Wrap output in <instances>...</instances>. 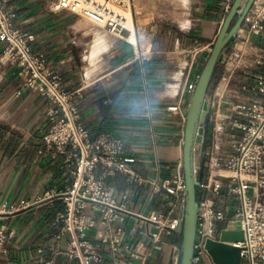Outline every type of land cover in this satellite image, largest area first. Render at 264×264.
I'll return each mask as SVG.
<instances>
[{
	"label": "crops",
	"instance_id": "1",
	"mask_svg": "<svg viewBox=\"0 0 264 264\" xmlns=\"http://www.w3.org/2000/svg\"><path fill=\"white\" fill-rule=\"evenodd\" d=\"M6 1L17 12L18 26L33 34L31 43L45 55L48 67L61 74L67 89L78 93L82 122L92 133L122 136L124 153L137 158L134 167L141 182L130 181L121 173L107 178L120 201L128 197L122 217L107 224L101 210L91 202L86 205L91 226L84 238L87 245H81L80 250L99 254L93 264H179L182 231L171 230L167 225L182 216L186 195L184 191L173 194L166 189H153L148 180L171 179L172 163L184 157V109L188 106H181L180 102L198 53L215 42L235 0H189L193 5L192 23L167 28V38L173 44L165 51L179 48L192 56L185 64L191 65L186 80L183 72L180 82H175L180 85L179 90L168 94L167 89L160 91L164 94L160 100L166 102L164 109L156 105L158 83L150 75L153 58L160 52L154 40L157 30L153 29L145 45L138 31L134 42L127 29L129 36L115 35L110 48L103 47L93 54L96 33L80 24L81 16L75 20L77 14L52 9L55 0ZM261 3L264 7V0ZM247 43L257 58H247L232 74L223 70L216 87L214 82L198 143L199 199H209L229 216L236 211V199L227 194L225 187L217 194L206 185L210 173L207 151L216 157L229 156L243 131L223 120L224 116H238L234 103L263 101L253 86L264 77V39L251 35ZM4 46L0 41V227L7 233L8 250L0 248V264H40L41 259L48 264H80L77 256L65 252L73 236L62 230V214L67 208L62 192L73 180L61 167L67 154L53 156L43 138L49 99L39 90L22 88L24 82L17 66L1 61ZM176 62L180 61L173 63L179 66ZM197 73H201L200 67ZM134 101L145 105L135 114ZM173 105H180L181 111L169 112L173 119L159 121L161 110ZM23 199L29 205L2 210L4 204H19ZM155 213L158 220L152 218ZM226 225L224 222L222 227ZM195 264L218 263L204 257Z\"/></svg>",
	"mask_w": 264,
	"mask_h": 264
},
{
	"label": "built area",
	"instance_id": "2",
	"mask_svg": "<svg viewBox=\"0 0 264 264\" xmlns=\"http://www.w3.org/2000/svg\"><path fill=\"white\" fill-rule=\"evenodd\" d=\"M133 1L55 0L52 9L86 16L103 28L122 35L128 29L127 17L122 10L133 9ZM263 20V16L251 9L245 18L248 23L246 28L243 25L237 36L248 40L251 35H257L264 39ZM32 39L33 34L18 26L15 9L6 0H0V41L5 44L1 61L17 66L24 82L22 88L39 90L48 97L49 109L43 136L46 149L53 150V156L67 154L61 167L73 180L62 192L67 203L62 214V230L70 233L73 239L65 252L71 257L77 256L80 264H93L94 260L99 259V254L92 250H80L81 245H87L84 238L91 226L86 205L91 202L101 210L103 222L107 224L122 217L121 211L126 209L128 197L120 201L113 194L107 178L121 173L127 175L130 181L141 182L142 177L134 167L137 158L124 153L125 141L122 136L112 132L92 133L82 122L80 102L76 97L78 93L67 89L61 74L48 67L45 55L34 49ZM225 61L226 74H232L237 63L230 59L227 52L222 62ZM200 77L201 73L186 84V89L192 95ZM253 90L261 94L263 101L234 103L232 107L238 116L227 115L223 118L232 127L243 131L242 137L233 145L234 151L226 157H216L207 151L210 154V173L206 185L212 186L217 194L225 187L227 194L236 199V211L229 216L209 199L200 200L194 264L204 257L214 259L207 244L210 239H221L222 228L243 229L244 239L233 242L241 246L243 261L247 264H264V77L258 85L253 86ZM171 108L178 109L180 105ZM199 169L197 163L198 174ZM148 181L153 189H166L173 194L184 191L186 195L184 157L172 163L171 179ZM27 205L29 201L23 199L19 204H4L2 210H16ZM186 206L185 197L183 212ZM152 218L158 220L157 213ZM182 219L183 216L173 218L167 227L178 229ZM218 221L227 222L226 227L218 229ZM232 222L239 225L233 226ZM6 240L7 233L0 227V248L5 252L8 250ZM40 264L48 263L41 259Z\"/></svg>",
	"mask_w": 264,
	"mask_h": 264
},
{
	"label": "rangeland",
	"instance_id": "3",
	"mask_svg": "<svg viewBox=\"0 0 264 264\" xmlns=\"http://www.w3.org/2000/svg\"><path fill=\"white\" fill-rule=\"evenodd\" d=\"M262 2V0H261ZM259 2V4L253 5V9L260 13L261 15L264 14V7L263 4ZM139 8V9H138ZM132 9V8H131ZM193 5L188 0V4L184 3L182 0H134L133 1V16H134V22H135V31H138V35L141 36V39L143 43L146 45L148 40L150 39V36H152L153 29H155L156 32V39L155 43L157 46V50L160 52L156 54V56L153 58L152 61V67L150 71L151 78H155L154 80L158 83L156 86L157 89V99H156V105L159 107V109H164L166 106V102L164 100H160L161 98H164L160 94V91L162 89H167L165 93H174L179 90L180 85H175V82H180L178 79L183 78L184 81L186 80V76H188L190 72L191 65L186 66L185 64L189 61H191V54L189 55V52L181 51V49H176L175 52H169L165 51L168 48L172 46V40L171 38H167L166 30L171 26L174 25H181L184 27H187L192 23L191 15ZM191 11V12H190ZM75 15V14H74ZM75 20H78L80 18L79 15H75ZM225 20V19H224ZM248 23L244 21L243 27L246 28ZM102 28V27H101ZM129 29V27H128ZM151 30V32H148V30ZM105 32H111L113 33L110 42L109 47L110 48L113 44V40L115 38V35H119L118 33L111 31L107 28H104ZM130 30V29H129ZM130 30V34H131ZM126 36H129V33L126 32V30L123 33ZM177 35H181V33H176ZM219 33L216 36V39L218 37ZM174 36V35H173ZM183 36V35H181ZM137 37V36H136ZM166 37V42L164 41V38ZM215 39V42H216ZM215 42L212 44H207L206 48L201 50L198 53V58H196V62L193 65L192 68V74L189 77V79H193V76H197V69L200 67V70L202 72L208 57L210 56L212 50L210 47H214ZM202 43H200L201 46ZM164 47V49H162ZM226 52L230 55V59L233 60L237 65H240L243 63L247 58H253L256 59V56H253L252 53V46L247 43V40L243 36H237L235 37L229 44V47L227 48ZM193 54V53H192ZM175 61L180 64L179 66L176 64H173ZM199 61V62H198ZM226 61L225 62H219L216 70H215V80L210 85L209 93L212 91L213 83L215 82V87L220 81V74L223 70L226 71ZM186 66V67H185ZM185 67V68H184ZM182 68V70H181ZM196 71V72H195ZM184 75L182 76V74ZM199 72V71H198ZM195 73V74H194ZM183 81V83H184ZM183 83L181 86L180 94L178 95V101L181 98L182 95V89H183ZM172 88H175L174 90ZM159 89V90H158ZM192 98V94L185 88V94L182 97L181 100V106L186 104V106L190 105ZM179 104V103H176ZM188 104V105H187ZM181 106L178 108L179 110L167 108V110H161V112L157 115V118L159 121H167L171 118L169 112H176L181 111ZM204 117L206 115V111L204 112ZM174 120H178L174 118ZM198 158H200V153L198 152ZM199 160V159H198ZM223 221H218L217 227L220 229L223 226ZM233 226H238V222H232Z\"/></svg>",
	"mask_w": 264,
	"mask_h": 264
},
{
	"label": "water",
	"instance_id": "4",
	"mask_svg": "<svg viewBox=\"0 0 264 264\" xmlns=\"http://www.w3.org/2000/svg\"><path fill=\"white\" fill-rule=\"evenodd\" d=\"M256 0H235L216 39L215 45L201 72L196 90L189 107L184 109L187 116L184 162L186 176V211L182 213L179 230L182 231L179 264H194L195 243L200 208L199 174L197 173L198 143L201 134L203 114L209 110V88L216 67L222 62L230 42L238 35L245 18ZM245 237L243 229L224 228L221 239H210L208 248L218 264H242V248L233 242Z\"/></svg>",
	"mask_w": 264,
	"mask_h": 264
},
{
	"label": "bare ground",
	"instance_id": "5",
	"mask_svg": "<svg viewBox=\"0 0 264 264\" xmlns=\"http://www.w3.org/2000/svg\"><path fill=\"white\" fill-rule=\"evenodd\" d=\"M184 3L188 4V0H182ZM139 9V8H138ZM122 12L126 15L127 21L126 25L131 31L130 39L134 42H137L136 31H135V22L134 16L131 8L123 9ZM80 24L83 27H86L88 30L96 33L95 47L93 49V54H96L103 47H109L110 39L113 35L111 32H105L104 28L95 22L88 19L86 16H82ZM102 27V28H101ZM225 83V80L223 81ZM233 225V224H232Z\"/></svg>",
	"mask_w": 264,
	"mask_h": 264
},
{
	"label": "clouds",
	"instance_id": "6",
	"mask_svg": "<svg viewBox=\"0 0 264 264\" xmlns=\"http://www.w3.org/2000/svg\"><path fill=\"white\" fill-rule=\"evenodd\" d=\"M132 107H133V114H135L137 111L142 110L145 107V105L140 101H134Z\"/></svg>",
	"mask_w": 264,
	"mask_h": 264
},
{
	"label": "trees",
	"instance_id": "7",
	"mask_svg": "<svg viewBox=\"0 0 264 264\" xmlns=\"http://www.w3.org/2000/svg\"><path fill=\"white\" fill-rule=\"evenodd\" d=\"M215 80V75L213 76V79H212V82ZM212 82H211V84H212ZM214 84V83H213ZM211 87V86H210Z\"/></svg>",
	"mask_w": 264,
	"mask_h": 264
}]
</instances>
